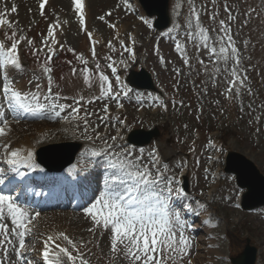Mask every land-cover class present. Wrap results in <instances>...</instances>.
<instances>
[{"label":"rangeland","instance_id":"374dc122","mask_svg":"<svg viewBox=\"0 0 264 264\" xmlns=\"http://www.w3.org/2000/svg\"><path fill=\"white\" fill-rule=\"evenodd\" d=\"M179 1L182 9L172 26L166 31L156 32L141 19L144 12L140 7L126 8L123 0H87L90 11L88 23L83 28L79 24V16L72 0L68 6L61 5L59 0H0V14L5 20L11 21V27L0 26V40H4L5 33L15 31L33 41L32 45L22 41L19 46L22 70L9 72L16 88L22 91L34 90L36 77H39L41 92H46L48 74L42 69L48 63L52 68L53 92L67 97L61 103L74 106L73 98L79 95H83L85 100L100 97L91 104L83 103L81 107L80 116H84L85 111L92 113L87 117V133L84 131L83 120H77L74 127L60 125L70 109L59 118L51 119L33 115L14 119L9 114L7 119L12 121L11 130L6 136L0 137V143H10L13 149H24L34 146L40 140L49 142V138L55 141H82L83 147L76 158L79 164H75V167L78 173L82 172L94 181L91 183L95 187L94 191L103 187L104 167L99 158L91 156V151H99L104 147V141L117 144L111 137H119V127L122 129L121 135H126L132 128L150 129L159 125L160 137L147 146L133 147L136 154L143 148L144 162L147 163L148 153L155 149L160 165L168 164L171 171L167 175H174L177 181H185L182 174L185 167H188V188L185 187V191L196 199L198 206L205 203L207 212H194V225L204 226L194 232L188 229L187 235L191 238L192 247L182 264H188L189 260L191 264H231L230 249L231 254L238 252L246 237H251L254 244L258 245L259 264H264V207L254 211L243 210L238 205L242 189L236 184L235 177L224 171L225 154L228 150H234L252 158L264 172V0H194L195 7L199 10L201 26L208 30L213 41L219 33V21L223 19L230 24L241 54L239 75L241 78L247 76L244 86H240L238 82L234 86L231 84L234 79L231 77L233 61L230 60L227 66L222 62L214 65L208 59V50L203 47V42L197 37L189 40L186 35V20L190 17L191 4L189 0ZM40 3L45 4L43 10L39 7ZM171 3L174 7L176 0ZM13 5L17 9L15 13L11 11ZM225 5L228 11L225 10ZM216 13L218 15H215V19H211ZM229 13L235 17L231 21L228 20ZM101 16L104 20L99 19ZM57 20L60 21L55 32L59 35H56L59 43L56 45V54L48 62L46 57L50 53L47 49L35 50L43 47L42 41L47 36L49 25ZM110 25H115V28ZM91 31L101 38L97 48L93 47L89 38L88 33ZM132 36H135L133 40ZM177 39L182 45V52L176 51ZM120 41L124 42V46ZM133 42L138 50L136 62L128 61L131 53L126 50L131 48ZM80 56L88 62L87 67L93 72L95 65L99 63L100 70L112 82L113 91L120 93L124 89L122 82L116 83V75H125L128 70L123 69L113 75L108 65L112 63L115 67L125 64L121 63L124 61L127 67L132 68L145 62L156 73L157 84L164 96L160 99L168 104V108L162 107L156 99L160 94L157 91L134 90L127 97L121 94L123 98L119 104L122 107L114 99L102 97L99 80L95 75L92 76L90 86L85 83V73L80 71L84 67L78 58ZM185 59L189 60V64L184 63ZM201 60L204 64L200 63ZM73 69L77 70L75 74ZM230 86L233 90L229 93ZM235 87L240 88L239 95ZM105 105L108 106L107 113ZM110 112L114 115L108 116ZM106 128L110 133L105 134ZM97 133L102 139L96 138ZM86 136H92L93 139H86ZM0 166L6 168V165ZM45 191L48 196L51 195L50 189ZM80 191L81 198L85 199L84 190ZM40 192L43 193V190L36 191ZM204 192L213 193L199 199ZM78 198L73 197L71 205H75ZM45 199L48 200V197ZM57 199L49 201L46 207L28 206L31 207L30 210L40 211L42 214L41 221L33 223L32 235L26 237L29 258L33 262L37 261L35 256L42 248L44 236L63 231L77 243L89 264H128L121 254L111 253L110 231L94 227L91 218L85 216L83 207H87L91 199L85 200L87 203L78 207H67L64 201ZM208 219L211 224L205 225L203 222ZM5 223L11 228L10 220ZM228 232L236 236L234 238L237 242H232L237 248L229 249L226 237ZM213 243L217 247L214 248ZM0 259H4L3 255H0ZM9 259L11 264H18L16 259ZM7 262L5 260V264Z\"/></svg>","mask_w":264,"mask_h":264},{"label":"snow or ice","instance_id":"6c2138e0","mask_svg":"<svg viewBox=\"0 0 264 264\" xmlns=\"http://www.w3.org/2000/svg\"><path fill=\"white\" fill-rule=\"evenodd\" d=\"M123 3L126 8H132L129 0H123ZM189 3L191 4L190 17L186 20L188 28L186 35L189 40L194 37L199 38L203 42V47L208 50V59L214 65L222 62L227 66L230 60L233 61L231 77L234 79L231 84L234 86L238 82L240 86H244L247 76L241 78L239 75L241 54L233 38L230 24L221 19L219 33L213 41L208 30L201 26L199 10L195 7L194 0H189ZM73 4L79 16V24L83 28L85 25L84 0H73ZM39 7L43 10L45 4L40 3ZM225 10L228 11L227 5H225ZM11 11L13 13L17 11L15 5ZM41 14L43 15V11ZM215 15L218 13L210 18L215 19ZM234 18L229 13L228 20L231 21ZM99 19L104 20V17L101 16ZM144 23L149 28L153 27L152 22L147 19H144ZM0 26L11 27V21L5 20L2 14H0ZM110 26L115 28V25ZM58 27V20L54 24H50L47 36L42 41L43 47L35 50L44 51L47 49L50 53L46 57L48 62L56 54V45L59 41L56 39L55 29ZM193 29L196 31L194 32ZM88 35L91 39L92 33L89 32ZM129 36L131 37V34ZM22 41H26L29 45L33 44L32 40L18 35L15 31L10 34L5 33L4 40H0V137L6 136L11 130L7 119L9 114L14 119L23 117L26 113L51 119L59 118L69 109L70 111L64 116V119L83 120L84 131L87 133V117L92 113L85 111L84 116H80L81 107L83 103L91 104L94 99L100 97L85 100L83 95H79L73 98L74 106L61 103L60 101L67 97L53 92L52 68L48 63L42 69L44 73L48 74L46 92H41L39 77H36L37 82L34 90L22 91L14 86L9 72L22 70L19 56V46ZM120 43L124 46L123 41ZM109 46L111 47V41H109ZM61 47L63 46L61 45ZM126 50L131 51L130 49ZM176 51H183L178 39ZM93 57H95L94 51ZM78 58L84 64L80 71L85 73V83L90 86L92 76L95 75L99 80L101 96L114 99L118 106L122 107L119 104L120 96L122 94L127 97L131 89L125 87L122 93L113 94L112 82L108 75L100 70L99 63L95 65L93 72L87 67L88 62L83 60L82 56ZM131 58L135 59V56L132 55ZM108 59L111 60V57ZM121 63L125 62L121 61ZM184 63L189 64V60L185 59ZM200 63L204 64V61L201 60ZM108 66L112 69V74L116 75L117 69L113 64L110 63ZM215 70L219 71V68ZM76 71L73 69V74ZM116 83L120 84L118 75H116ZM232 86L228 89L229 93L233 90ZM235 91L239 95L240 88L235 87ZM156 99L162 107L166 108L163 100L159 97ZM104 110L107 113V105ZM96 138L102 139L98 133ZM86 139L92 140L93 137L86 136ZM111 139L116 141L117 136H113ZM91 156L99 158L103 164L104 183L102 189L98 187L93 191V197L89 198L91 203L87 207H83V212L91 218L94 227L110 231L111 253L113 255L121 254L128 264H182L192 247L191 238L187 235L191 224L185 213L193 211V208L190 203L184 202L186 200L184 189L177 186L179 182L175 176L167 175L171 171L169 165L166 163L160 165L155 149L148 153L149 160L145 163L143 148L139 150V154H136L135 148L131 146L109 144L107 141H104V147L99 151L92 150ZM0 164L6 165V168L0 166V255L4 257V259H0V264H5V260L11 264L9 257L12 255L18 264H34L33 260L29 258L30 250L26 246V237L32 235L33 222L40 216V213L30 210L20 201L19 195L13 193L15 188L21 184L25 190L29 188L28 174L40 169V165L34 159V152L31 149H13L10 143H0ZM40 179L56 185L69 182L68 178L64 176H41ZM84 179L89 185L92 183L88 177ZM85 202L87 203V201ZM200 207L203 209L204 205H200ZM6 220H10L11 228L5 223ZM203 223L210 225L211 221L208 219ZM211 226L215 227L214 224ZM42 243L43 264H89L77 243L63 231L48 234ZM188 264H191L190 260Z\"/></svg>","mask_w":264,"mask_h":264},{"label":"water","instance_id":"95a60500","mask_svg":"<svg viewBox=\"0 0 264 264\" xmlns=\"http://www.w3.org/2000/svg\"><path fill=\"white\" fill-rule=\"evenodd\" d=\"M143 6L149 14L158 16L156 26L159 27L160 21L166 15L167 0H141ZM129 81L144 88H153V84L147 77L146 73L132 72ZM158 135V129L149 131L136 130L130 133L128 140L136 144H144ZM75 149L69 151L68 158L60 162L55 168L65 166L70 160V155L73 154ZM47 162V161H46ZM52 167V166H51ZM53 168V167H52ZM226 170L234 172L237 175L238 183L248 188L244 195L243 206L244 208H254L264 204V176L260 173L253 161L247 158L244 154L238 152H230L227 158ZM256 259V249L247 246L242 253L233 258V264H254Z\"/></svg>","mask_w":264,"mask_h":264},{"label":"bare ground","instance_id":"6f19581e","mask_svg":"<svg viewBox=\"0 0 264 264\" xmlns=\"http://www.w3.org/2000/svg\"><path fill=\"white\" fill-rule=\"evenodd\" d=\"M58 1V0H57ZM71 0H59V3H61V5H63V4H65V6L68 4V5H70V2ZM94 1V0H93ZM96 1V0H95ZM98 1V0H97ZM107 1H110V2H115V1H117V0H107ZM20 2V1H19ZM73 2V1H72ZM86 3H87V5H89L88 4V2H86V0H84V4H85V11H84V13L86 12ZM119 3V2H118ZM112 4V3H111ZM67 5V6H68ZM113 6V5H112ZM72 7V6H71ZM69 8V7H68ZM90 9V8H89ZM88 9V7H87V13L84 15L85 16V18H86V15L89 13L88 11H90ZM179 9H180V6H176L175 7V9L174 10H172V14H173V16L174 15H176L177 14V12L179 11ZM89 20H91V19H89ZM60 21V20H59ZM88 23V22H87ZM73 25V24H72ZM64 26V25H63ZM89 26V25H88ZM67 27V26H66ZM56 31V30H55ZM57 35V34H56ZM58 37H59V35H57ZM61 36V35H60ZM133 55H135V54H133ZM126 59V58H125ZM125 67V65L123 64V66L121 65L120 67H119V69H123ZM122 81H123V78H122ZM127 89H129V87H126ZM112 115H114V114H112ZM76 120H74V119H71V120H66L65 122H64V124L65 125H67V126H69V122L70 123H74ZM68 122V123H67ZM42 139V138H41ZM49 139H51L50 141H49ZM47 141H49V142H53V141H55V140H53V138H49ZM125 139V138H124ZM53 140V141H52ZM124 141H126V140H124ZM38 142V141H37ZM33 148H35V146L33 147ZM27 149H30L29 147H26L25 148V150H27ZM31 150H34L35 151V149H31ZM100 162V161H99ZM96 165V164H95ZM98 165H100V164H98ZM98 168V167H97ZM95 169V168H94ZM93 169V170H94ZM94 171H97V170H94ZM93 171V172H94ZM104 171V170H103ZM67 172H69V170H67ZM74 172V171H73ZM92 173V172H91ZM85 175V174H84ZM84 175H82V176H84ZM92 175V174H91ZM63 176V175H62ZM74 176V173H71L70 174V177H73ZM103 176H104V174H103ZM64 177H67L68 178V176H64ZM84 177H86V176H84ZM91 178V177H90ZM98 179V178H97ZM100 179V178H99ZM102 179V178H101ZM68 180H69V178H68ZM93 181V180H92ZM94 182V181H93ZM101 182H102V180H101ZM103 182H104V179H103ZM94 184V183H93ZM103 185V184H102ZM63 186L64 187H66V189H71L72 188V185L70 184V182H68L67 184H63ZM87 186H92V184H88ZM95 188V187H94ZM102 188V187H101ZM97 189V188H96ZM95 189V190H96ZM187 197H189L188 195H186ZM85 197V196H84ZM92 197H93V194H92ZM89 199V198H88ZM87 199V200H88ZM91 201V200H90ZM187 202V201H186ZM88 205V204H87ZM71 210V209H70ZM63 212H65V211H63ZM75 214V213H74ZM77 214V213H76ZM81 214V213H80ZM80 214H79V216H80ZM77 216V215H76ZM86 216V215H85ZM70 217V216H69ZM83 217H84V215H83ZM86 217H88V216H86ZM78 218V217H77ZM82 218V217H81ZM80 218V219H81ZM79 219V220H80ZM85 219V218H84ZM69 220V219H68ZM87 220V219H86ZM70 221H71V219H70ZM73 222H74V220H72ZM71 221V222H72ZM80 221H82L83 222V220L81 219ZM89 222V221H88ZM77 223V222H76ZM85 223V222H84ZM90 223V222H89ZM82 224V223H81ZM84 226V225H83ZM10 227H11V225H10ZM74 227H76L75 225H74ZM82 227V226H81ZM76 229V228H75ZM85 229V228H84ZM56 231V230H55ZM52 233V232H51ZM55 233V232H54ZM57 233V232H56ZM77 233V232H76ZM68 235V234H67ZM47 236V235H46ZM73 237V236H72ZM215 246L216 245H214V243H213V247L215 248ZM217 247V246H216ZM218 249V248H217ZM221 254V253H220ZM216 256H218V255H216ZM9 258H12V259H15V257H14V255H12V256H10ZM8 261V260H7ZM16 261V260H15ZM8 263V262H7ZM6 263V264H7ZM14 264V263H13Z\"/></svg>","mask_w":264,"mask_h":264}]
</instances>
